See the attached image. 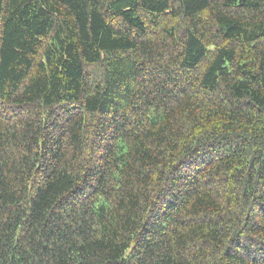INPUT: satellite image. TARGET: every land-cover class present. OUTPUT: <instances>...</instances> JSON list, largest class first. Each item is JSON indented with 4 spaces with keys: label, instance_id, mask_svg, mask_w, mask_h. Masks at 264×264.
<instances>
[{
    "label": "trees",
    "instance_id": "16d2710c",
    "mask_svg": "<svg viewBox=\"0 0 264 264\" xmlns=\"http://www.w3.org/2000/svg\"><path fill=\"white\" fill-rule=\"evenodd\" d=\"M0 264H264V0H0Z\"/></svg>",
    "mask_w": 264,
    "mask_h": 264
}]
</instances>
